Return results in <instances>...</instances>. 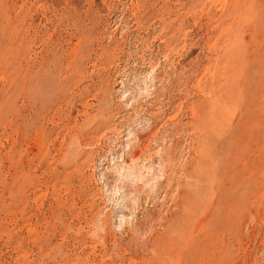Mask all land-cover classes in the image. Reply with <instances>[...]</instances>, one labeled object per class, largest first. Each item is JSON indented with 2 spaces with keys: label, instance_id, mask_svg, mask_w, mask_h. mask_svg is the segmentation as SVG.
<instances>
[{
  "label": "rangeland",
  "instance_id": "rangeland-1",
  "mask_svg": "<svg viewBox=\"0 0 264 264\" xmlns=\"http://www.w3.org/2000/svg\"><path fill=\"white\" fill-rule=\"evenodd\" d=\"M0 264H264V0H0Z\"/></svg>",
  "mask_w": 264,
  "mask_h": 264
},
{
  "label": "bare ground",
  "instance_id": "bare-ground-1",
  "mask_svg": "<svg viewBox=\"0 0 264 264\" xmlns=\"http://www.w3.org/2000/svg\"><path fill=\"white\" fill-rule=\"evenodd\" d=\"M123 161L125 162V160H123ZM124 169H125V167L123 165H120L119 169H118L119 174H125L126 172L124 171Z\"/></svg>",
  "mask_w": 264,
  "mask_h": 264
}]
</instances>
